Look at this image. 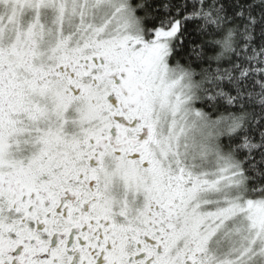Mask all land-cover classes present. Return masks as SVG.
<instances>
[{
	"label": "snow or ice",
	"instance_id": "6c2138e0",
	"mask_svg": "<svg viewBox=\"0 0 264 264\" xmlns=\"http://www.w3.org/2000/svg\"><path fill=\"white\" fill-rule=\"evenodd\" d=\"M0 264H264V0H0Z\"/></svg>",
	"mask_w": 264,
	"mask_h": 264
}]
</instances>
